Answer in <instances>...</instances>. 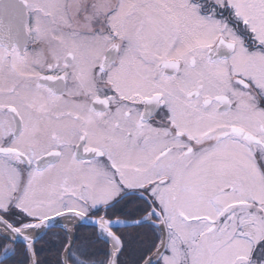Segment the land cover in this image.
Returning a JSON list of instances; mask_svg holds the SVG:
<instances>
[{
  "label": "snow or ice",
  "instance_id": "snow-or-ice-1",
  "mask_svg": "<svg viewBox=\"0 0 264 264\" xmlns=\"http://www.w3.org/2000/svg\"><path fill=\"white\" fill-rule=\"evenodd\" d=\"M122 201L131 264H264V0H0L5 255L63 218L108 249L55 264H121Z\"/></svg>",
  "mask_w": 264,
  "mask_h": 264
},
{
  "label": "trees",
  "instance_id": "trees-1",
  "mask_svg": "<svg viewBox=\"0 0 264 264\" xmlns=\"http://www.w3.org/2000/svg\"><path fill=\"white\" fill-rule=\"evenodd\" d=\"M131 219V218H128ZM147 226H126L124 228L115 229L118 234L124 237L126 242L125 253L121 255V264H131L139 249V241L143 239ZM61 238L67 239L65 231L61 228H54L48 231L35 243V250L39 259L46 264H55L57 258V250L60 248ZM74 245L79 247L85 254L99 255L107 251L108 246L105 245L104 239L100 238L96 230L92 226L77 225L75 227ZM3 246H0V252ZM23 245L16 246L14 253L7 256L2 264H26L22 254Z\"/></svg>",
  "mask_w": 264,
  "mask_h": 264
},
{
  "label": "flooded vegetation",
  "instance_id": "flooded-vegetation-1",
  "mask_svg": "<svg viewBox=\"0 0 264 264\" xmlns=\"http://www.w3.org/2000/svg\"><path fill=\"white\" fill-rule=\"evenodd\" d=\"M126 202H128L126 204V207H123V208L119 209L120 208V206H119V208H117L118 210H109V215L111 217H126V216H129L128 214H129L130 211H128V210L132 209V207L128 208V204L132 205V203L134 202L133 205H135V207H137L138 206V202H136V201H123L122 203H126ZM132 210L134 211V209H132ZM101 213H103L102 210H100V212L97 213L96 215H100ZM135 213L137 214V212H135Z\"/></svg>",
  "mask_w": 264,
  "mask_h": 264
},
{
  "label": "rangeland",
  "instance_id": "rangeland-1",
  "mask_svg": "<svg viewBox=\"0 0 264 264\" xmlns=\"http://www.w3.org/2000/svg\"><path fill=\"white\" fill-rule=\"evenodd\" d=\"M128 202H126V203H120L119 205H117L116 206V208H119V206H120V208L119 209H121V208H123V207H126V204H127ZM134 203V202H133ZM133 203H132V205H129L128 204V208H131L132 207V209H134V211H135V205H133ZM132 209H130V210H128V211H130L129 213H131V215H129V216H131V217H133V216H135V215H137V218H139V216L140 215H142V213H138L137 212V214L132 210ZM112 210H118V209H112ZM145 230H147V228H145ZM10 253V252H9ZM12 253V252H11ZM13 253H14V251H13ZM5 253H3L2 254V256L4 255Z\"/></svg>",
  "mask_w": 264,
  "mask_h": 264
},
{
  "label": "water",
  "instance_id": "water-1",
  "mask_svg": "<svg viewBox=\"0 0 264 264\" xmlns=\"http://www.w3.org/2000/svg\"><path fill=\"white\" fill-rule=\"evenodd\" d=\"M59 219L60 218H58L54 223L56 224V226H59ZM79 223H83V224H90V225H92L88 220H84V221H78ZM129 224H131V222H129ZM49 229V228H48ZM48 229H41V230H38L37 231V233H36V236H37V239L40 237V236H42ZM36 239V240H37ZM19 242H21V241H19Z\"/></svg>",
  "mask_w": 264,
  "mask_h": 264
},
{
  "label": "bare ground",
  "instance_id": "bare-ground-1",
  "mask_svg": "<svg viewBox=\"0 0 264 264\" xmlns=\"http://www.w3.org/2000/svg\"><path fill=\"white\" fill-rule=\"evenodd\" d=\"M61 224L64 225V226H67V228H70V229L72 228V221H67V220L63 219L61 221Z\"/></svg>",
  "mask_w": 264,
  "mask_h": 264
}]
</instances>
